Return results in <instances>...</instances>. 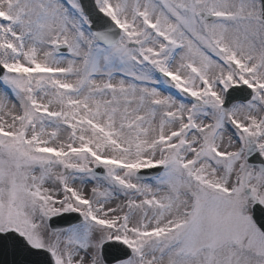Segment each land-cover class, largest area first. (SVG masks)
Listing matches in <instances>:
<instances>
[{
    "label": "snow or ice",
    "instance_id": "snow-or-ice-1",
    "mask_svg": "<svg viewBox=\"0 0 264 264\" xmlns=\"http://www.w3.org/2000/svg\"><path fill=\"white\" fill-rule=\"evenodd\" d=\"M0 264H264V0H0Z\"/></svg>",
    "mask_w": 264,
    "mask_h": 264
}]
</instances>
